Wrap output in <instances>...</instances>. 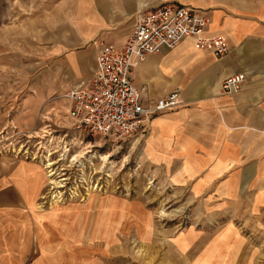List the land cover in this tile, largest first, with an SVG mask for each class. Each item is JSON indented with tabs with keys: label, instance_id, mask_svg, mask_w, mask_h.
<instances>
[{
	"label": "crops",
	"instance_id": "crops-1",
	"mask_svg": "<svg viewBox=\"0 0 264 264\" xmlns=\"http://www.w3.org/2000/svg\"><path fill=\"white\" fill-rule=\"evenodd\" d=\"M163 3L200 9L209 20L204 35H221L228 46L224 55L214 57L194 47L191 39H182L147 55L130 71L143 99H156L177 88L182 101L153 115L146 129L133 135L141 141L140 156L146 165L154 167L164 182L178 186L181 196L194 200L202 224V231L188 229L169 245L191 264H263L264 0H10L0 23L5 35L0 70L13 74L26 68L31 75L11 80L17 86L27 82L28 91L0 92V115L6 116L13 106L8 101H17L21 113L16 122L20 128L31 127L48 95L90 76L99 42L122 43L138 9ZM15 5L18 14L13 12ZM21 35L33 58L25 64L8 58L23 55L9 43ZM234 73L244 75L238 91L222 94V79ZM44 182L37 163L0 160L4 247L0 261L23 263L39 244L43 225L59 215L40 202ZM139 210L134 202L119 200V224L133 221ZM79 219L71 226L85 253L88 242ZM25 245L30 250H23Z\"/></svg>",
	"mask_w": 264,
	"mask_h": 264
},
{
	"label": "rangeland",
	"instance_id": "rangeland-1",
	"mask_svg": "<svg viewBox=\"0 0 264 264\" xmlns=\"http://www.w3.org/2000/svg\"><path fill=\"white\" fill-rule=\"evenodd\" d=\"M9 5L10 0H0L1 24L7 9L10 10ZM19 11L15 5L13 12L18 14ZM25 25L34 26L35 23ZM0 29L2 46L5 35L2 26ZM25 40L27 42L22 35L9 40L15 46L12 50H19L23 55H19L21 58L8 55V58H19L24 64L33 60L27 54ZM3 58L0 54L2 61ZM13 72L0 70V92L11 95L28 91L27 82L17 86L11 80L27 79L31 72L26 68ZM53 96L44 99L29 128H20L16 122L21 110L17 101L11 104L8 101V106H13L6 116L0 115V160L6 164L19 160L37 163L45 178L40 202L59 213L52 224L43 225L36 247H23V250H31L28 258L19 264L80 261L86 264H191L169 243L188 229L202 231L201 221L194 211V200L181 196L178 186L164 182L154 167L146 165L140 156L141 141H135L137 135L114 141L70 128L68 123L56 127L49 111L51 106L58 107L55 117L62 118L59 114L62 101L48 100ZM0 105V113H3L2 103ZM119 200H129L140 207L135 214L137 218L119 224ZM58 217H62L60 221ZM79 218L84 222L88 242L85 253L76 239V229L71 226L73 223L74 227ZM2 237L0 231V254L4 253ZM174 243L184 249L182 244ZM0 264L9 263L0 261Z\"/></svg>",
	"mask_w": 264,
	"mask_h": 264
},
{
	"label": "built area",
	"instance_id": "built-area-1",
	"mask_svg": "<svg viewBox=\"0 0 264 264\" xmlns=\"http://www.w3.org/2000/svg\"><path fill=\"white\" fill-rule=\"evenodd\" d=\"M208 21L200 9L176 3L138 9L122 43L97 44L90 76L48 99L62 101V118L55 117L58 107H50L55 126L68 123L70 128L114 141L144 131L153 115L172 110L182 101L177 88L156 99H143L141 89L130 80L131 68L147 55L171 48L182 39H191L194 47L214 57L224 55L228 49L225 38L204 35ZM243 78V73L224 77L221 93L237 92Z\"/></svg>",
	"mask_w": 264,
	"mask_h": 264
}]
</instances>
